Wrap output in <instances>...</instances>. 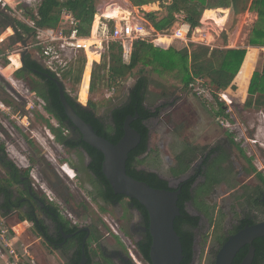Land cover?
Here are the masks:
<instances>
[{
    "label": "trees",
    "instance_id": "obj_1",
    "mask_svg": "<svg viewBox=\"0 0 264 264\" xmlns=\"http://www.w3.org/2000/svg\"><path fill=\"white\" fill-rule=\"evenodd\" d=\"M133 6H141L149 3H158V5L165 10V14L161 17L157 16L156 11L145 12L144 17L152 24L157 31H165L171 28L177 20L176 14L182 16V21L190 26V29L199 25L202 12L206 11L203 17L216 15L222 24L227 15L228 9L232 15L244 13L249 10L256 15V19L249 25L250 31L246 37L245 45L264 47V0H129ZM94 0H39L36 7V14L25 11L29 14L35 26L54 28L60 20V14L64 10L70 13L74 20L78 22L77 30L79 35L85 36L89 34L92 16L95 12ZM215 7V8H214ZM222 9H218V8ZM214 8V9H209ZM210 10V11H209ZM213 12V13H212ZM15 20L17 28L23 34L32 33L33 29L28 27L24 22ZM107 27H112V20H103ZM99 29V34H100ZM224 46L226 43L225 34L222 33ZM224 46L209 47L202 44L188 43L187 46L179 49L169 47L166 50L154 47L151 43L145 41H133L132 52L128 64H123L120 59V43L118 41H104L103 51L101 53L100 62H93L90 75L89 90H93L96 81L102 80L106 83L111 80L116 82L118 79L124 78L130 74L138 65H145L151 71H157L161 74H167L174 77V81L181 84L182 88H188L190 84L196 79L204 80L203 85L213 91L212 96L217 100L216 93L225 91L230 88L236 89L234 78L241 72L247 77L250 68L251 60L246 57L245 48H228ZM253 50H256L254 48ZM1 52V50H0ZM79 54V55H78ZM70 56L67 62L60 67L57 72L62 80L71 81L74 84H79L86 64V57L83 52ZM261 69L254 71L248 88L246 96L242 100V108L261 110L264 112V51L261 53ZM78 60V61H77ZM77 63V64H75ZM25 65L15 70L13 75L15 78L21 79L29 91L35 92V95L41 98L44 102L45 111L55 117L59 123V128H54L56 141L66 146H75L80 144L84 151L91 157L88 169L101 177L107 186V191L110 197H125L121 194H114L109 183L101 172V163L103 155L95 148L89 146L82 141L80 133L77 131L75 137L69 138L61 131V128H66L71 125L67 121V116L64 109L59 102L58 91L55 84L47 77L35 73L32 69L40 72L49 73L55 76V72L46 69L42 63L30 58L28 54L25 56ZM31 69H29L28 67ZM241 69V70H240ZM240 70V71H239ZM239 72V73H238ZM238 76V75H237ZM149 78L145 75L138 77L130 92L117 105L113 106L107 118L99 116L96 113L95 103L88 101L85 107L79 106L75 102V97L71 96L65 89V97L68 103L73 107L76 114L85 122L91 124L94 131L109 140L116 143L123 135V121L127 115L138 114V118L133 120L130 124L140 134L139 144L128 153L126 161V173L132 178L143 181L153 188L170 189L169 183L161 179L155 173L146 172L144 170H137L134 166L136 156L146 149V142L148 138V128L143 124L158 114V111L163 107L162 105L151 108L152 103L148 99V85ZM109 84V83H108ZM64 85V83H63ZM211 91V92H212ZM195 95V93H193ZM218 115H223L222 106L219 107ZM0 165L4 168L8 176V181L12 178L15 182L18 181V171L24 170L21 166L14 162L6 151L3 141L0 140ZM28 171V170H27ZM261 179L262 176H259ZM192 178L183 182L179 187L180 193L177 198V206L179 207V215L175 217L173 226L177 235L180 238L182 245L183 259L180 264H191L194 256L193 245L196 240L195 229L199 228L200 217L192 215L188 212L185 202L191 199L189 191ZM6 185L0 180V193H5ZM178 189V188H176ZM135 207L143 216L144 222L148 226V215L146 209L139 204L138 201L130 199ZM2 206L6 205L4 201ZM204 214L206 210H203ZM211 217L208 224L213 225L214 230H219L214 238V248L209 253V264H213L215 254L227 237L244 225L240 224L229 230L227 234L222 232L218 223L213 224ZM254 220H250L247 224H254ZM219 228V229H218ZM206 238L203 239V242ZM151 237L149 232L143 236V239L137 243L139 252V260L149 261V246ZM254 256L251 264H264V237H259L253 240ZM248 246L244 245L240 248L232 261V264H239L246 255ZM80 251L75 254L74 260L77 262L80 257ZM88 264V263H87ZM135 264V263H132Z\"/></svg>",
    "mask_w": 264,
    "mask_h": 264
},
{
    "label": "rangeland",
    "instance_id": "obj_2",
    "mask_svg": "<svg viewBox=\"0 0 264 264\" xmlns=\"http://www.w3.org/2000/svg\"><path fill=\"white\" fill-rule=\"evenodd\" d=\"M38 2L39 0H0V140L4 142L8 156L19 166L28 169L29 177L34 185L45 196L55 198L54 201L59 206H63L61 201L65 202L68 199V195L70 197L75 196L77 200L81 196L80 192L78 193V188L81 185V181L87 179V170L85 166H82V171L83 169L85 170L81 173L80 180H76L74 171L68 162L70 160L68 153L59 145L58 141L53 140L55 137L53 129H58L60 127L59 124L52 118V115L45 111L44 102L36 95H33L21 79L15 78L12 75L20 66L18 68H15V66L9 67V57L16 59L17 55L19 56L20 51L18 52V50L21 47L13 41L11 27L5 28L1 26V22L6 19V16H10L21 22L29 20V14H25V11H35ZM106 2H109V0H96V4H105ZM113 3L115 5H122L124 8H126L125 6L129 7L127 0H114ZM155 9L153 11L157 12V16L165 14L163 8L157 7ZM148 11L152 10L149 9ZM250 14L237 17L232 15L230 11L229 15H227L225 29L228 31V36L234 35V38L236 36L237 38L239 37L240 44L246 41V37L250 31L249 26L246 25L253 23L256 19L253 13ZM116 15V10L111 13V16ZM61 21L62 19L59 23ZM30 41L28 42L31 43ZM173 47L181 48L183 44L174 42ZM252 51L255 53L256 50ZM257 51L259 55L255 63H253L252 54L248 53L247 55V58L252 61V68L250 66L251 70L248 75L252 71H260L261 69V53L264 51V47ZM28 52L31 53L33 58H37L46 66L36 48H29ZM88 57L89 62L98 58L95 53H89ZM63 58L67 60L68 54H60L57 61L60 62L64 60ZM141 70L144 71V74L150 80L148 99L152 103L151 108L153 109L155 106L164 103L161 111L143 124L150 132V147L152 150L151 155L143 160L144 166L146 165L158 171L160 175L168 178L171 186H174L175 181L170 180L167 165L162 162L158 154L154 156L157 152L156 143L158 136L163 137L162 147L166 146L177 153L181 148V143H183L182 140L193 142L199 137L203 138L204 135H212L214 130L221 135H230L231 133L229 132L232 130L233 137L240 139L247 155H250L254 168L264 177V112L242 108L240 100L245 96L248 77V75L245 77L242 72L236 77L238 87L235 90L228 88L224 91L226 94L223 93L226 99L224 103L230 107L227 113H225L228 116L227 120H223L217 114L218 104L211 95L205 93L196 95L194 91L201 90L199 81L192 82L193 84L189 86L190 90L188 88L183 89L180 83L174 81V77L161 74L157 71H151L148 67L142 65L116 82L111 80L107 83L102 80L96 81L93 90H89L87 94L89 66L86 69L85 82L83 84L81 82L74 84L71 81L63 83L67 92L75 97V102L79 106L85 107L88 101H91L96 105V113L99 116L107 118L110 109L125 98L127 90L132 86L135 75H139V71ZM217 98L218 101L219 99L223 100L220 94ZM219 120H222L224 123L228 122L229 126L221 125ZM61 131H63L62 128ZM75 157L81 159L78 154L77 156L75 154ZM156 158L159 164H156ZM79 164L84 165L82 160H79ZM62 168H65V171ZM87 195L84 192L83 196L88 198ZM70 206L73 208V211H71L73 213H70L71 219H85L84 217H80L81 210L79 206L75 208L73 204H70ZM186 208L192 215L197 213L190 205H187ZM104 218L108 220L112 228L116 229L114 224L117 221L113 211L109 210L107 214L104 213ZM201 222L199 228L202 231L198 233L200 240L196 242L191 264H209V253L215 244L214 238L216 233L219 234L220 232L219 230L212 229V226H205L208 219H201ZM218 227L224 232L223 225L219 224ZM20 229L23 231L25 228L23 226L22 228H16L17 232H20ZM204 238H206L205 242H203ZM123 239L128 250L127 252L134 263L138 259L134 255L133 243L127 238ZM33 241L31 238L22 237V242L30 248L35 243ZM23 259L24 264H33L29 257L26 260ZM1 261L3 262V259L0 258V264H3Z\"/></svg>",
    "mask_w": 264,
    "mask_h": 264
},
{
    "label": "flooded vegetation",
    "instance_id": "obj_3",
    "mask_svg": "<svg viewBox=\"0 0 264 264\" xmlns=\"http://www.w3.org/2000/svg\"><path fill=\"white\" fill-rule=\"evenodd\" d=\"M1 26L11 27L12 39L21 47L16 59L9 57V67L26 66V54L31 59L41 62L28 52L27 44L32 39V33L23 34L17 28L14 18L10 16H6ZM22 42L27 46V52L23 55V64L20 62L24 51ZM162 104L164 103L159 105ZM52 118L57 122L55 117ZM62 129L69 138L77 135L78 130L72 125ZM229 133L231 134L221 135L214 130L212 135H204L203 138L199 137L193 142L182 140L183 143L177 153L165 145L162 147L163 137L158 136L157 152L154 154V156L158 154L162 162L167 165L169 178L175 181L174 186L169 184L171 188H179L183 182L192 178L189 188L191 199L185 204L196 210L195 215L200 217L199 225L202 223L201 219L209 220L211 217L213 224L224 226L225 234L240 224L247 225L250 220H254V223L264 220V177L263 179L259 177L262 175L254 168L251 157L247 155L240 139L233 137L232 130ZM53 140L56 141V138L54 137ZM59 145L70 157L68 162L76 180H80L81 173L85 170L82 171V166L87 170L88 180L81 181L79 187L81 189L78 188L81 196L77 200L75 196L68 195L65 202L61 201L63 206H59L54 201L55 198L45 196L34 185L27 168L17 172L19 177L15 182L13 178L11 181L7 180V173L0 165V180L6 185L5 193H0V225H5L7 234L10 232L15 234L13 225L26 221L27 228L20 237L22 239L25 236L37 241L31 248L27 246L28 253L35 254L40 264L42 262L48 264L49 258L53 259L55 264H78L83 251L87 258L85 264H132L123 238L133 243L134 255L139 259L137 243L148 233V226L142 214L129 198L109 196L104 180L88 169L91 157L79 143L75 146L60 143ZM150 146L151 136L148 130L146 149L136 156L135 168L155 173L169 183L168 178L160 175L158 171L143 165V160L152 153ZM75 154L81 159L75 157ZM79 160H82L84 165L79 164ZM156 160V164H159L157 158ZM84 192L88 194V198L83 196ZM4 201L6 205L2 206ZM70 204H73L74 208L79 206L80 217L85 219H71L70 213H73L71 212L73 208ZM204 209L207 214H204ZM109 210L115 213L116 229L112 228L104 218V213L107 214ZM205 226H209L208 222ZM211 228L213 229V225ZM201 231V228L194 230L196 240L193 250L197 240H200L198 233ZM78 251L80 257L76 262L74 258ZM142 264L148 262L143 261Z\"/></svg>",
    "mask_w": 264,
    "mask_h": 264
},
{
    "label": "water",
    "instance_id": "obj_4",
    "mask_svg": "<svg viewBox=\"0 0 264 264\" xmlns=\"http://www.w3.org/2000/svg\"><path fill=\"white\" fill-rule=\"evenodd\" d=\"M30 37V35H29ZM24 51L20 62L24 63L23 55L27 52L26 44L22 42ZM33 72L51 80L58 91L67 121L76 128L83 142L95 148L103 155L101 172L109 183L114 194H121L129 199H134L142 205L148 215V232L151 237L149 246L150 264H180L183 259L180 238L174 230L173 222L179 215L177 198L180 189H159L149 186L143 181L136 180L126 173L128 153L140 142V134L130 126L138 118V114L127 115L123 121V135L112 143L98 135L91 124L80 118L65 97V89L60 78L49 73L32 69ZM165 155V154H164ZM264 237V220L251 225H244L235 233L229 235L217 250L213 264H232L236 252L244 245L248 250L239 264H251L254 256V239ZM87 261L84 251L78 264Z\"/></svg>",
    "mask_w": 264,
    "mask_h": 264
},
{
    "label": "built area",
    "instance_id": "obj_5",
    "mask_svg": "<svg viewBox=\"0 0 264 264\" xmlns=\"http://www.w3.org/2000/svg\"><path fill=\"white\" fill-rule=\"evenodd\" d=\"M36 14V9L34 11ZM99 18L112 20V27H107L105 22H101L97 30V36L89 39L79 35L77 24L73 16L66 12H61L62 21L59 23L62 27H39L35 26L31 18L23 21L28 27L33 29L31 43L29 48H36L41 59L45 62L46 67L56 72L60 67L67 62L70 56L83 52L88 58L89 53L100 54L103 51L104 41H146L156 47L166 49L174 42H180L183 45L188 43L202 44L205 46L215 47V37L220 33L218 25L212 19H205L199 22V25L193 29L182 21V17L177 16L175 27L165 31H157L152 27L148 20L137 11L126 10L124 14H119L117 17H112L109 14L100 12ZM100 29V34H99ZM60 54H68V59L57 60ZM56 60V61H54ZM193 84V83H192ZM190 84V86L192 85ZM200 91H194L196 95H202L206 89L199 83ZM225 99V96L220 94ZM25 117V116H24ZM223 126H229L226 122H222ZM7 229L0 228V248L4 247L7 253L12 257V261H7L6 264H17L18 255L14 249L6 246ZM142 263L141 260H137ZM135 261V264H139Z\"/></svg>",
    "mask_w": 264,
    "mask_h": 264
},
{
    "label": "crops",
    "instance_id": "obj_6",
    "mask_svg": "<svg viewBox=\"0 0 264 264\" xmlns=\"http://www.w3.org/2000/svg\"><path fill=\"white\" fill-rule=\"evenodd\" d=\"M113 1L114 0H109V2H106L105 4H96V0H94V4H95V12H94V14H93V16H92V21H91V25H90V31H89V34L88 35H85V36H83V37H88L89 39H92L93 37H95V36H97V30H98V28H99V26H100V23L103 21V20H105L104 18H99V14H100V12H103V13H105V14H109V15H111V13L112 12H114L115 10H116V12H117V15L116 16H112V17H117V16H119V14H124L125 13V11L126 10H133V11H137L140 15H143V17H144V13L145 12H152L153 10H156L155 8H159L160 6L158 5V3H149V4H144V5H141V6H133L132 4H131V2L129 1V0H127L128 1V3H129V7H127V6H125L126 8H124L122 5H115L114 3H113ZM123 1H125V0H123ZM126 3V2H125ZM126 5V4H125ZM105 7V8H104ZM161 8V7H160ZM215 8V7H214ZM214 8H209V9H214ZM218 8V7H217ZM149 9H151L152 11H148ZM205 9H207V8H205ZM205 9L203 10V12H202V15H201V18H200V21L202 20H205L204 18H203V13H204V11H205ZM218 9H222V8H218ZM226 9H228V11H227V15H229V13H230V8L229 7H226ZM250 13H253V12H251V11H249V10H246L244 13H242V14H238V15H236L237 17H241V16H247L248 14H250ZM254 14V16L256 17V15H255V13H253ZM227 15H226V18H227ZM251 15V14H250ZM163 16V15H162ZM177 16H179V17H182L181 15H177L176 14V17ZM158 17H161V16H158ZM145 18V17H144ZM146 19V18H145ZM60 20H61V14H60ZM59 20V21H60ZM147 20V19H146ZM177 21V20H176ZM174 22V24L171 26V28H173V27H175V25H176V23L177 22ZM199 21V22H200ZM212 21H214L213 19H212ZM215 22V21H214ZM225 22H226V19H225V21L222 23V24H218V23H216L217 25H218V27L220 28V34L218 35V36H216L215 37V44H216V46H224V42H223V38L221 37V34L222 33H224L225 34V40H226V43H225V46L224 47H228V48H245L246 49V57H247V55H248V53H250V54H252V56H253V63H255V61H256V59H257V56L259 55L258 54V49H260V48H263V47H259V46H248V45H245L243 42H242V44H240V41H239V37L237 38V36L234 38V35H232V36H228V31H227V29H225ZM150 23V22H149ZM76 24L78 25V22L76 21ZM151 24V23H150ZM152 25V24H151ZM250 24H248V25H246V26H249ZM57 26H59V27H62V25L61 24H57L55 27H57ZM54 27V28H55ZM153 27V26H152ZM195 28V27H194ZM155 29V28H154ZM146 42V41H145ZM149 43V42H148ZM236 43H237V45H236ZM132 44H133V41H124V42H122V43H120V46H121V49H120V59H121V61H122V63L123 64H128L129 63V60H130V56H131V52H132ZM153 45V44H152ZM27 46H28V44H27ZM27 46H26V48H27ZM154 46V45H153ZM185 45H183V47H184ZM187 46V45H186ZM154 47H156V46H154ZM169 47H173V44L172 45H170V46H168L166 49H168ZM157 48H159V47H157ZM176 48V47H175ZM254 48H256V51H255V53L252 51ZM160 49H162V48H160ZM166 49H163V50H166ZM177 49H179V48H177ZM38 52V51H37ZM102 53V52H101ZM101 53L100 54H98V53H95V55H97L98 56V58L97 59H93L92 61H88V58H86V64H85V66H84V71H83V75H82V79H81V83L83 84V82H85V73H86V69H87V67L89 66V71H88V79H87V88H86V94L88 93V91H89V83H90V75H91V68H92V64H93V62H96V63H99L100 62V58H101ZM39 54V53H38ZM40 56V55H39ZM252 58V57H251ZM40 63H42V62H40ZM43 64V63H42ZM251 64H252V61H251V63H250V66H251ZM44 66V65H43ZM139 66H141V65H138L137 67H139ZM142 66H144V67H147V66H145V65H142ZM46 69H48V70H50L49 68H47L46 66H44ZM251 68H252V66H251ZM241 70V69H240ZM239 70V71H240ZM50 71H52V70H50ZM53 72V71H52ZM14 73V72H13ZM13 73H12V75H13ZM239 73V72H238ZM252 74H253V71L248 75V77H247V85H246V90H245V96H246V92H247V88H248V85H249V82H250V79H251V76H252ZM55 75H57L59 78H60V76H59V74H58V72L56 71L55 72ZM143 76V75H145L146 77H148L146 74H144V71H139V75H135V77H134V81H133V83H132V86H131V88H129L128 90H127V93L128 92H130L131 91V89H132V87H133V85H134V83L136 82V80L138 79V77H140V76ZM238 75V74H237ZM237 75H236V77H237ZM14 76V75H13ZM236 77L234 78V83L236 84V87H238V82H237V80H236ZM60 80H61V78H60ZM62 81V80H61ZM194 81H199L198 83H200L201 85H203V81L204 80H199V79H195ZM193 81V82H194ZM81 83H80V85H81ZM192 84V83H191ZM82 86V85H81ZM206 86V85H205ZM204 85H203V87L206 89V92H204L205 94H209V95H211L212 96V93H213V91L212 90H210V88L208 89L207 87H205ZM80 89H81V87H80ZM212 91V92H211ZM32 93H33V95H35V92H33V91H31ZM223 93H225L224 91H219V92H217L216 93V96H218L219 94H222V95H225V94H223ZM244 96V97H245ZM243 97V98H244ZM39 98V97H38ZM86 98V97H85ZM212 98L214 99V97L212 96ZM243 98L240 100V102H241V104H242V100H243ZM41 99V98H40ZM42 100V99H41ZM215 100V99H214ZM43 101V100H42ZM217 104H218V109H219V107L220 106H222V110H223V112H224V114L223 115H219V116H221V118L223 119V120H227V114H225V113H227V110H229L230 109V107H229V105L228 104H225L224 102H226V100H221V99H219V101H218V98H217V100L215 101ZM226 117V118H225ZM221 121L222 120H219V123L221 124ZM223 122V121H222ZM228 123V122H227ZM229 124V123H228ZM222 125V124H221ZM14 226V230L16 231V233L15 234H13V232H10L9 234H7L6 235V246H8L9 248H12V249H14L15 250V252L17 253V255H18V259H17V264H24L23 263V261H22V259L23 260H26V258H30L31 259V261L33 262V264H40L39 262H38V260H37V257L36 256H34L33 254L31 255V254H29L28 253V246L26 245L25 246V244L22 242V239H21V237H20V235L21 234H23V232L25 231V229L27 228V226H26V221H23L22 223H18V224H14L13 225ZM22 226L25 228V229H23V231H21L22 229H20L19 231L21 232H17V230H16V228H22ZM0 228H3V229H6V227H5V225H0ZM20 233V234H19ZM36 243L37 241L35 240V241H33V243ZM0 258L1 259H3V264H6V262L9 260V261H12V257L7 253V251L4 249V247H2V248H0ZM49 261L50 262H48V264H55V262L53 261V259H50L49 258ZM42 264H45V263H43L42 262ZM47 264V263H46Z\"/></svg>",
    "mask_w": 264,
    "mask_h": 264
},
{
    "label": "bare ground",
    "instance_id": "obj_7",
    "mask_svg": "<svg viewBox=\"0 0 264 264\" xmlns=\"http://www.w3.org/2000/svg\"><path fill=\"white\" fill-rule=\"evenodd\" d=\"M206 11V10H205ZM204 11V12H205ZM204 14V13H203ZM204 19H213L216 23H218V24H220V19L216 16V15H214L213 14V16H208V17H203Z\"/></svg>",
    "mask_w": 264,
    "mask_h": 264
}]
</instances>
